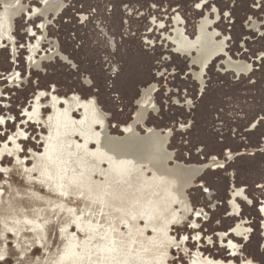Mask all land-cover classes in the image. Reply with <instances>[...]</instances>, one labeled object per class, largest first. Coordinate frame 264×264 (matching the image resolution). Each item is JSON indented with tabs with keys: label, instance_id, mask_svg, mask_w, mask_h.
<instances>
[{
	"label": "rangeland",
	"instance_id": "rangeland-1",
	"mask_svg": "<svg viewBox=\"0 0 264 264\" xmlns=\"http://www.w3.org/2000/svg\"><path fill=\"white\" fill-rule=\"evenodd\" d=\"M153 2L0 0V116L203 226L208 223L204 213L210 219L217 207L226 208L221 221L209 229L223 228V221L233 217L234 206L241 212L250 189L249 198L254 201L264 190L256 187L264 185V72L256 71V86L247 83L259 65L245 51L249 45L253 50L264 47V11L256 9L253 0H215L219 14L220 9L228 12L231 22L221 18L210 29L217 30L216 40L227 36L224 44L229 58L219 57L200 71L191 66L192 58L196 65L198 59L204 63L199 54L183 55L167 42L173 18L180 19L186 36L194 37L202 16L192 0H155L156 7ZM257 3L264 4V0ZM88 4H107L108 14L135 19L123 26L122 36L97 21L103 33L97 38L106 40L113 53L119 48L118 54L109 57L102 49L93 54L86 48V55L74 51L87 43L86 36L91 40V26L85 20L93 15L87 11ZM226 4L232 7L225 8ZM23 13L25 18L20 17ZM73 61L86 75L68 67ZM9 65L10 70L3 71ZM233 73L240 79H234ZM205 91L202 100L199 93ZM216 102H223L227 123L208 115ZM177 121H187V127L181 128ZM249 121L256 122V128L246 129ZM221 132L223 143L218 140ZM149 135L157 138L153 148L142 144ZM129 139L142 141L141 145H123ZM105 142H116L119 148L130 146L132 154L143 159L135 165L126 155L129 150H123L126 154L119 158L111 150L113 145ZM225 145L231 156L227 161L220 155ZM136 148H140L138 153ZM217 163L231 167L224 172ZM209 170L220 174L211 178L214 187L200 197L197 189L203 187L201 177ZM239 192L243 198L236 199ZM194 197L199 198L196 207ZM205 198L210 201L208 208H202ZM262 223L255 209H245L243 219L235 218L227 233H217L234 243L248 237L251 251L256 240L264 245Z\"/></svg>",
	"mask_w": 264,
	"mask_h": 264
},
{
	"label": "water",
	"instance_id": "water-1",
	"mask_svg": "<svg viewBox=\"0 0 264 264\" xmlns=\"http://www.w3.org/2000/svg\"><path fill=\"white\" fill-rule=\"evenodd\" d=\"M0 118L6 137L0 138V255L11 264H236L242 258L233 241L210 229L205 235L196 221Z\"/></svg>",
	"mask_w": 264,
	"mask_h": 264
},
{
	"label": "snow or ice",
	"instance_id": "snow-or-ice-1",
	"mask_svg": "<svg viewBox=\"0 0 264 264\" xmlns=\"http://www.w3.org/2000/svg\"><path fill=\"white\" fill-rule=\"evenodd\" d=\"M192 3L195 7V9H197L199 11V15H203V10L207 9L210 11H215L218 8V5L215 3V0H212V2H209V0H203V5L201 3V0H192ZM253 4L256 7H260L262 11H264V4H259L257 3V0H253ZM156 3L155 0L152 4V7H156ZM82 7H84L82 5ZM232 7V5L226 4L225 8H229ZM103 10V14L102 11ZM87 11L92 13L93 15H91L90 17H86V23L87 25L91 26V40H88L87 36L84 38L85 40H87V43H80L79 48H75L74 51L77 54H87L85 52V49L87 48L89 51H91L93 54L99 52L101 49L103 50V52L105 53V55H108L109 57L118 54L119 52V48L116 49V52L113 53L111 51V49L108 46V43L106 40L104 39H98V34L100 36H103L102 31L98 30L97 28V21H100V24H107L109 25L112 29H115V33L114 34H119V35H123L122 33V29L123 26L125 24H129L131 25L132 23L136 22L134 18L129 19V20H124L122 17L121 18H117L115 16L114 13L112 14H108L110 13V9L108 7L107 4H88L87 5ZM221 11V16L222 18H227L230 22H231V17L230 14L228 12H225L223 9H220ZM34 23V21H32ZM77 23H80L81 26H85L84 22L77 20ZM117 25H119V27H117ZM161 27H163V25H161ZM34 35V34H33ZM78 40L79 38V34H76ZM254 35V34H251ZM261 39L264 40V33L261 34ZM23 40V37H21V41ZM94 40V44L92 43V41ZM22 46V45H21ZM247 52H251V56L255 57L256 60L258 61V65L259 67L256 69L252 70V74L248 76L247 78V83L251 84L252 86H256L258 84V81L256 79H254L253 77L256 74V71H261L264 72V47L257 49V50H253L251 45L248 46V48L245 50ZM9 59L8 56H5V61H7ZM71 59V58H70ZM0 67H2V65H0ZM10 65L7 68H3V71H9L10 70ZM68 67H70L71 69H73L75 72L80 73V64L73 61L72 63H70L68 65ZM166 70V69H165ZM122 71V70H121ZM158 71H160L158 69ZM81 76L86 75L85 73H80ZM164 72H161V76L163 77ZM234 79H240L239 76H237L236 74H232ZM93 86H95V83L93 82ZM206 95V91L205 93H199V96L201 97V99L203 100V97ZM112 103H115L114 101H112ZM176 103L179 105L181 102L179 100L176 101ZM126 111V108L124 109ZM2 111V110H0ZM215 114V120H219L221 122L227 123L226 120V115H227V111L225 109V106L223 104V102H216L213 104V106L211 107V109L208 112V115L211 116ZM129 119H131V116L129 115L128 117ZM215 122V121H214ZM4 120L2 118H0V124H3ZM177 124H180L179 121H177ZM256 122L254 121H249V124L246 125V129L248 127L251 128H256ZM11 127V125L9 126ZM181 128H186L187 127V121H184L183 124H180ZM172 131H176L175 128L171 129ZM187 135H191V133H187ZM0 138L6 139V137H4V134L2 131H0ZM218 140L220 143L224 142V138H223V133L221 132L220 136L218 137ZM191 143V141H190ZM193 147H197L196 144H193ZM229 151V149L227 148V145H225V151L220 153V155H222L225 159V161L230 160L231 156L227 155V152ZM11 153H9L10 155ZM201 154H205L203 153V151L201 152ZM209 155H212L211 153H209ZM228 167H231V165H229ZM228 167L225 166V163H217V168L218 169H222L224 172L228 171ZM0 171H3V169H0ZM220 173L219 172H213L212 170H209L204 176L201 177V181L203 182V187H201L200 189H197L199 196L203 197L204 193L208 192L210 189H212L214 187V184L212 182V177L214 176H218ZM257 188H261L264 189V185H261L260 183H257L256 185ZM251 196V189L249 190V193L247 196H245L243 204L241 206V213H240V218L243 219V211L245 209H255L257 211L258 215H264V190L261 191L260 193V199L257 200H253L251 198H249ZM199 205V198L198 197H194L193 198V206L196 207ZM256 205H259V207L257 208ZM210 206V201H208L205 198V202L202 205V208H208ZM220 212L221 214L218 215L217 213ZM227 212V209H223L220 210L217 207L216 211H213L211 213V218L209 219L208 217V213H204V216L206 219H208V223L205 224L203 227H201L199 230L201 232H205V235H208V229L210 228V225L212 223H218L221 221V216ZM235 220V217H231L229 218V220H224L223 224L226 225V227L223 228H211V232L213 234L223 230L225 231V233H227L228 229H230L232 227V221ZM187 225H185V229H187ZM247 231L251 232L252 229L248 228ZM190 237L185 236L184 239L188 240ZM208 240L209 243H213L211 236H208ZM239 246V249L242 250L240 253V256L242 258H237L236 259V264H264V251H261V248H264V245L261 244V242L259 240H256V248L254 250L250 251L251 248V241L248 240V237H244L243 240H238L236 243L232 244L233 248H237ZM176 247H179V245L177 244ZM226 252V249L222 250V254ZM245 253H247V255H245ZM229 255L236 257V253H229ZM251 257V259H249L248 257ZM20 259L22 260L23 257H20ZM174 261H181L182 262V257H174ZM0 262H5V264H11L10 260L6 261L5 256L0 255ZM209 264H211V262H209ZM227 264V262H226Z\"/></svg>",
	"mask_w": 264,
	"mask_h": 264
},
{
	"label": "flooded vegetation",
	"instance_id": "flooded-vegetation-1",
	"mask_svg": "<svg viewBox=\"0 0 264 264\" xmlns=\"http://www.w3.org/2000/svg\"><path fill=\"white\" fill-rule=\"evenodd\" d=\"M201 3L203 5V0L201 1ZM255 8L258 9L259 7H255ZM8 10L12 11L13 9H8ZM53 10L56 12L55 9H53ZM195 10L198 11L197 9H195ZM203 12H205V13H203L202 17L197 22V25L195 27V35L193 38H189L188 36L185 35V30L183 29L181 24H180L181 28L179 27L180 19L173 18V21L171 20V22H173V25L171 26L172 29H171L170 35L168 37L170 42L167 41L168 43L172 42L174 44V46L176 48H178L183 53V55H186L187 53H191L194 55L199 54V56H203L204 63H201L200 60L198 59V63H197L198 65H196V62H197L196 59L192 58V60H191L192 61L191 66L196 67L200 71L201 70L206 71L207 68H209V66L211 64H213V62L216 59H218L219 57H221L223 59L229 58V54L227 52L228 47L225 46V44H224L228 40L226 38L227 36L226 35L221 36L223 41L216 40L215 39L216 38L215 32H217V30L216 29H212V30L210 29V27H214V25L220 21L222 16L219 14L217 9L215 11H211V13H212L211 16H210L209 11H206L204 9ZM8 16H9V14H8ZM25 16H26V14L23 13L20 17L25 18ZM205 18H206V20H205ZM16 20L17 19H15V23H16ZM207 21H208V23H207ZM154 22H155V19H152V25L155 27L156 25ZM15 23H14V26H15ZM14 26H13V29H14ZM159 26H160L159 29H162L161 24H159ZM205 28L208 30L207 32H208L209 38H208V36L204 37L203 31L205 30ZM11 34H13V32ZM207 38H208L209 43H207V41H206ZM9 44L10 43H8V45ZM201 53H202V55H201ZM156 90H157V87L152 88V90H151L152 95L155 93ZM143 123L145 124V122H143ZM121 132H123V130H121ZM149 136H150L151 140H153L155 137L153 135H149ZM155 139H157V138L155 137ZM238 194H241L243 196V194L239 192L235 195L236 199L243 198L241 195L238 196ZM233 212H234L233 217L239 218L241 212L236 209V206H234ZM259 216H260L261 220L263 221V223H262L263 227L260 229L261 230L260 237L264 241V215H259ZM236 238H240V237H236Z\"/></svg>",
	"mask_w": 264,
	"mask_h": 264
},
{
	"label": "bare ground",
	"instance_id": "bare-ground-1",
	"mask_svg": "<svg viewBox=\"0 0 264 264\" xmlns=\"http://www.w3.org/2000/svg\"><path fill=\"white\" fill-rule=\"evenodd\" d=\"M51 7V6H50ZM52 8V7H51ZM49 9V8H48ZM206 41H207V43H209L208 42V38L206 39ZM182 45V44H181ZM201 57V59H203V56H200ZM143 141V142H142ZM142 141H139V142H142V144L143 145H148L149 146V148H153L154 147V145H155V139H153V140H151L150 139V136H148V137H146L144 140H142ZM139 142H136L134 139H129V140H127L125 143L123 142V145H141ZM138 143V144H137ZM105 144L106 145H113V149L111 148V150H115L116 151V154L118 155V157L119 158H121V156L123 155V153L124 154H126L123 150H129L128 151V154H126L127 156L129 155V157H131V158H133L132 160H133V163L135 164V165H137V164H139V162H140V160L141 159H143L142 157H140V156H138L137 157V154H132V153H134L133 152V148L132 147H130V146H127V147H125V148H119V147H117V143L115 142V143H113V144H108L107 142H105ZM148 148V149H149ZM140 148H136L134 151H135V153H138V150H139ZM150 156V155H149Z\"/></svg>",
	"mask_w": 264,
	"mask_h": 264
},
{
	"label": "crops",
	"instance_id": "crops-1",
	"mask_svg": "<svg viewBox=\"0 0 264 264\" xmlns=\"http://www.w3.org/2000/svg\"><path fill=\"white\" fill-rule=\"evenodd\" d=\"M205 20H206V18H205ZM207 23H208V21H207ZM203 30V29H202ZM201 30V31H202ZM208 30L205 28V30L203 31V34H204V37H206V36H208V38H209V35H208V32H207Z\"/></svg>",
	"mask_w": 264,
	"mask_h": 264
}]
</instances>
